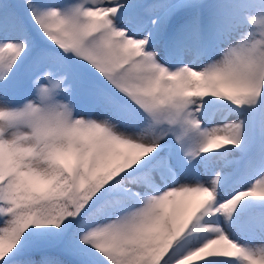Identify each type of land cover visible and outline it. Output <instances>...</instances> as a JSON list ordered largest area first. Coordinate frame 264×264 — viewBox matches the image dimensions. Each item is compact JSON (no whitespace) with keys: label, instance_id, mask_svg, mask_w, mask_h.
Here are the masks:
<instances>
[{"label":"snow or ice","instance_id":"obj_1","mask_svg":"<svg viewBox=\"0 0 264 264\" xmlns=\"http://www.w3.org/2000/svg\"><path fill=\"white\" fill-rule=\"evenodd\" d=\"M257 125L264 0H0V264H264Z\"/></svg>","mask_w":264,"mask_h":264},{"label":"rangeland","instance_id":"obj_2","mask_svg":"<svg viewBox=\"0 0 264 264\" xmlns=\"http://www.w3.org/2000/svg\"><path fill=\"white\" fill-rule=\"evenodd\" d=\"M218 0H209V3H217ZM174 25V31L172 32V39H175L176 41H182L185 39V37L182 35L181 31H180V22L179 21H173L172 22ZM24 69H21V73L23 74ZM226 115L227 116V120L225 122L227 123H232L233 121L239 122V120L243 119V116H237L235 113H231L227 108H222V107H212L210 108L205 117H204V123L206 126L208 127H222L223 125L220 124L222 122L221 117ZM260 127V126H259ZM245 142L248 143H253L255 145H260L262 142H264V129H258V128H254L251 130L247 140ZM244 143V142H242ZM222 147H226V145H223ZM217 149H211L210 151H215ZM228 152V158L232 159V158H242L244 157L245 153L242 152L240 149H228L226 150ZM202 195L201 194H196V193H192V194H188L187 196H181V197H177V207L179 208V205L183 202H188V201H198L200 199H202ZM258 198V197H257ZM171 207V206H170ZM203 220L207 218L206 216H202ZM200 218V221H203ZM203 225V224H202ZM207 226V228L210 227H214L213 225H205ZM235 237H238V241L244 243L245 242V237L242 233L233 230L232 233ZM192 235H204L203 232H200L199 230H194L192 232ZM197 260V259H195ZM190 264H193V262L191 261ZM241 264V263H240Z\"/></svg>","mask_w":264,"mask_h":264},{"label":"bare ground","instance_id":"obj_3","mask_svg":"<svg viewBox=\"0 0 264 264\" xmlns=\"http://www.w3.org/2000/svg\"><path fill=\"white\" fill-rule=\"evenodd\" d=\"M195 259H197V260H195ZM202 259H203V257H197V258H194V259L192 260V262L201 261Z\"/></svg>","mask_w":264,"mask_h":264}]
</instances>
